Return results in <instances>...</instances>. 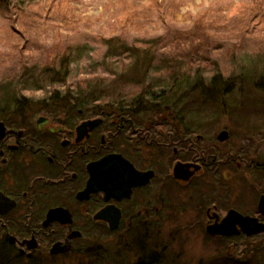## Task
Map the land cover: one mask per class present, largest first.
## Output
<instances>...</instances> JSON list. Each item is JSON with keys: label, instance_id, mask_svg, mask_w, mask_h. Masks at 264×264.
Here are the masks:
<instances>
[{"label": "flooded vegetation", "instance_id": "af4514ba", "mask_svg": "<svg viewBox=\"0 0 264 264\" xmlns=\"http://www.w3.org/2000/svg\"><path fill=\"white\" fill-rule=\"evenodd\" d=\"M36 105L0 108V264H171L176 236L264 263V132Z\"/></svg>", "mask_w": 264, "mask_h": 264}, {"label": "rangeland", "instance_id": "374dc122", "mask_svg": "<svg viewBox=\"0 0 264 264\" xmlns=\"http://www.w3.org/2000/svg\"><path fill=\"white\" fill-rule=\"evenodd\" d=\"M49 1L30 2L22 13V32L14 33L20 51L0 54V81L14 83L8 93L0 86V108L28 116L38 102L54 99L71 117L79 110L72 107L74 99L66 104L61 99L72 92L89 96L80 117H98L91 107L105 114L109 107L120 110L119 97H142L148 87L151 92L158 86L157 98L145 110L136 109L143 120L167 116L176 124L192 113L204 134L225 130L237 144L250 137L241 136L243 130L264 132V108L255 103L264 105V0H56L58 10ZM9 19L16 28L18 20ZM10 40L0 34V51ZM47 69L54 70L50 78ZM56 72L59 80L52 77ZM173 244L174 264L238 259L232 250H203L199 240L176 236ZM167 260L166 252L161 262Z\"/></svg>", "mask_w": 264, "mask_h": 264}, {"label": "trees", "instance_id": "16d2710c", "mask_svg": "<svg viewBox=\"0 0 264 264\" xmlns=\"http://www.w3.org/2000/svg\"><path fill=\"white\" fill-rule=\"evenodd\" d=\"M46 1L47 0H0V22L2 23V25H0V34H4V36L9 35L11 37V40H10L9 45H8L9 47L1 49V51H0L1 57H12V55L14 53H18L20 51V49H21V46L19 45L20 44V39L15 38L14 37V33H21L22 32V29H21V27L23 26V23H22L23 14L22 13L25 10H27V8H29L31 6L30 2L42 3L43 4ZM54 3H56V0L49 1L47 4H52L51 8L55 7L58 10L59 9V4L58 3L54 4ZM259 5L260 4H255L254 6H256V7L258 6L259 7ZM257 9L258 8H254V10H257ZM9 16H11V17L14 16V19L18 20V22H17L18 26H16V28L12 27V26H9V24H10ZM242 19L243 18H241L240 20H242ZM53 71H54L53 69H47L45 71V73L47 74L46 75L47 78H50L51 73ZM57 71H59V70H57ZM263 72H264V70H263ZM57 73L58 72H56V75H58V76L52 75V77H54V79H56V80H59L58 78H60V76H59L60 74H57ZM53 74H55V73L53 72ZM41 75H43V74H41ZM43 76L45 77V75H43ZM139 76H141V75H139ZM143 77H144V75L142 74L140 80H142ZM215 81H216V79L212 80V85L214 84ZM44 82L46 83L45 80H44ZM9 83L14 85V83L12 81L9 82ZM141 83H143V82L140 81V83L137 86L139 87L141 85ZM47 84H48V88L52 89V87H51L52 85H50L49 82ZM0 85H3L5 87L4 91H6L7 93L9 92V87L13 86V85H9L8 86L7 84H5L4 82H1V81H0ZM212 85L210 87V90H211L210 92L213 93L212 95L215 96V95L218 94L219 90H217L215 88V85H213V86ZM218 86H220V84H217V88H218ZM150 88L148 87L146 89L145 95H143L142 97H137L135 95H127L125 97H123V96L119 97V101H121L122 104H123V108H121V109H123V111H125V110L130 111L131 110V112H133V111H136L135 108L137 106H141L143 108V110H145L146 106H144V105L147 104L149 102V100L154 101V98H157L156 96H154V94H155L154 90H156L158 88V86L153 87L151 89V92H150ZM132 91H133V89H132ZM201 91L204 92V89H202ZM127 93H129V92H127ZM88 97L89 96H85V97H83L81 99L80 98V94H78V93H74L73 94L71 92L69 94L66 93L61 100L64 101V103L66 104L69 101V98H73L75 104L71 103L72 107H76L77 109L81 110L82 107H84V104H85L84 100H86ZM2 98H8V94L4 95ZM50 98L53 99L52 97H50ZM145 99L148 100L146 103H145ZM11 101H13V103H16V99L15 98H12ZM45 101H48V99L45 100ZM53 101H54V99H53ZM55 102L59 103V101H55ZM7 103H10V102H7ZM164 103L169 104L167 102H164ZM255 103H256V106L258 108H261L262 106H264L262 101H260V102L257 101ZM149 104H152V102H150ZM155 107H156V105H155ZM182 107H184V104H181L180 106H178V108H182ZM91 108H92L91 110H93V112H96V114L98 116H105L106 115L103 111H101L99 109H96L95 107H91ZM118 109H119V107H116V108L109 107V111L108 112H110V113H113L114 111L118 112L119 111ZM162 111H165V110L163 109ZM185 116H187L188 118H193L192 113L186 114ZM162 118H167V116L162 117ZM234 263L235 264H246V263H242V261L234 262ZM229 264H231V263H229Z\"/></svg>", "mask_w": 264, "mask_h": 264}, {"label": "water", "instance_id": "95a60500", "mask_svg": "<svg viewBox=\"0 0 264 264\" xmlns=\"http://www.w3.org/2000/svg\"><path fill=\"white\" fill-rule=\"evenodd\" d=\"M226 136H227V132H225V131H223V132H221V134H220V139L221 140H224L225 138H226ZM99 165V164H98ZM97 165V166H98ZM185 169V166H183V165H180V164H177L176 165V167H175V169H174V175H175V178L177 179V180H182V181H186V180H188L187 179V173H186V171L184 170ZM147 175H145V177H146ZM143 179V178H142ZM256 232H258V231H256Z\"/></svg>", "mask_w": 264, "mask_h": 264}, {"label": "bare ground", "instance_id": "6f19581e", "mask_svg": "<svg viewBox=\"0 0 264 264\" xmlns=\"http://www.w3.org/2000/svg\"><path fill=\"white\" fill-rule=\"evenodd\" d=\"M0 86L2 87L3 90H5V87H4L3 85H0ZM263 108H264V106L261 107V109H263ZM251 123H252V122H251ZM251 126H254V124H251ZM249 129L252 130V128H249ZM253 130L255 131V129H253ZM253 130H252V131H253ZM254 131H253V132H254Z\"/></svg>", "mask_w": 264, "mask_h": 264}]
</instances>
